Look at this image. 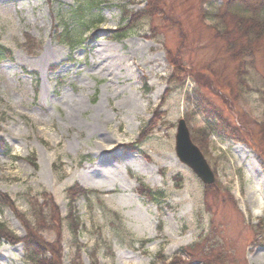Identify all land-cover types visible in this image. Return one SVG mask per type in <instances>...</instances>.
I'll return each instance as SVG.
<instances>
[{
  "label": "rangeland",
  "instance_id": "rangeland-1",
  "mask_svg": "<svg viewBox=\"0 0 264 264\" xmlns=\"http://www.w3.org/2000/svg\"><path fill=\"white\" fill-rule=\"evenodd\" d=\"M226 1L158 0L162 14L137 17L117 39V6L137 15L147 0H93L101 24L80 29L71 51L57 34L73 0H0V45L12 53L0 61V145L10 151L0 148V194L22 217L3 209L0 223L14 237L25 236L23 221L33 223L30 199L42 204L46 193L66 218L67 190L79 186L99 195L74 201L80 233L75 239L64 221L63 264L75 254L82 264L90 256L96 264H264V207L252 215L254 187L264 186V39L249 40L257 53L239 67L244 54L231 40L244 34L211 13ZM236 75L247 92L224 93L223 83L218 90L226 78L237 85ZM208 108L237 130L203 138L210 186L180 163L174 143L184 120L199 145ZM140 183L164 201L143 199ZM40 235L56 242L53 232ZM22 253L21 244L2 243L0 264H28Z\"/></svg>",
  "mask_w": 264,
  "mask_h": 264
},
{
  "label": "trees",
  "instance_id": "trees-1",
  "mask_svg": "<svg viewBox=\"0 0 264 264\" xmlns=\"http://www.w3.org/2000/svg\"><path fill=\"white\" fill-rule=\"evenodd\" d=\"M240 0H227L224 4L219 6L217 9L212 10L211 13H216V17H218L221 22V25L228 26L234 28L236 30L237 28L240 30V32L244 35L237 36L236 38H233L231 41H234L235 47L237 49V54L243 55V57L239 58L242 61H239V67L245 68L248 63L244 62V59H247L248 57H252L257 53L256 48H254V45L250 44V39H256L259 42L264 39V0H246L243 3H239ZM233 3V5H232ZM72 6H70L69 10L66 11L65 18H64V24L60 25L61 32L58 33L57 38L59 39V43L63 44L67 48H69L71 51L76 49L75 47L79 45V41L76 39H79L80 42L82 41V37L78 35V31L80 29H85L88 33L91 30H94V27H97V25H100L101 22H93V15L91 12L93 10L99 11L97 7H94L95 4L93 3V0H73ZM158 0H147V4L145 8L142 10V13H139L137 15H134L131 11H128L126 6H117L121 13V20L120 24L122 25L120 28H118L117 32L114 33L115 37L117 39L124 38L127 36L132 30H134V26L137 24L138 21L137 17L139 19H153L156 15L162 14L164 11L162 9L163 3H159L158 8ZM219 12V13H218ZM218 13V14H217ZM137 19V21H136ZM216 19V18H214ZM230 19V21L225 20ZM93 22V23H92ZM215 25H213L214 27ZM230 32V31H229ZM26 37V42L23 45L24 48H27L28 51H32L34 49L32 39L29 36ZM230 37V36H229ZM247 37V39H246ZM76 43V44H75ZM237 44V47H236ZM230 47V48H233ZM231 53L230 50L227 51V53ZM244 52V53H243ZM229 57L234 56L235 54H228ZM12 58L11 50L7 49L5 46L0 45V61L2 60H9ZM234 61V60H233ZM238 67V68H239ZM251 67V65H250ZM228 68L224 67L223 71L225 72ZM237 77V85H231V82L228 81V79H224L221 81V83H218V90H220L219 85H221L226 90L224 93H232L234 87L236 86V93H242L244 91L247 92V89L244 87L243 83L240 82L242 76L236 75ZM209 82V81H208ZM209 86L210 83H208ZM213 87V86H211ZM245 88V89H244ZM217 91V92H219ZM216 92V93H217ZM221 92H219L220 96L223 97L224 102L228 103L231 102L229 99V95H224ZM208 105H210V102H208ZM214 109V106H212ZM202 108V106H201ZM204 109V108H203ZM216 109V108H215ZM199 110V109H198ZM205 110V109H204ZM200 111V110H199ZM205 116V119L207 120L206 127L201 129V133L198 134V141L196 142L199 144L201 150H204L207 146L206 139H203L206 135L209 134L216 135L219 138V134H224L228 136H232L234 133L237 132L234 127L232 128L231 124H228L226 120L222 119L221 116L219 117L220 113H216L215 110H212L211 108H208L206 111L202 112ZM219 117V119H218ZM262 124V123H261ZM220 125V126H219ZM257 128H260L261 125L256 124ZM146 129H142L141 133L142 135L146 134ZM248 136V132L245 133ZM259 138L261 139L262 136V130L260 128V132H258ZM235 141L238 142H244L243 139L234 137L232 138ZM0 148H5V154L9 155L10 151L6 149V145L3 143L0 145ZM28 159L31 161V165L34 170L37 169V164L35 157L33 155L29 156ZM139 188L141 189L142 193L140 195L143 197V199H147L149 202L153 204H158L160 202L164 201V194L162 191L155 190L152 191L149 188H146L145 185L141 184L139 185ZM67 199L69 202L68 205V217L61 218L60 214L58 213L57 207L55 206L54 202L48 196L46 193H43L41 195L42 197V204L37 203L36 199H30L29 202V212L31 214V217L33 218V223L30 225L23 221L24 224V230H25V236L21 239H17L10 233L1 223H0V245L2 243H8V244H21L22 245V258L23 260L28 264H63V257H62V249L60 247V239H61V227L64 223V221H67L69 224V232L74 235L75 239L78 238V231L80 233V224L78 223V220L76 218V213L74 212L73 203L76 199L84 198L88 199L90 195H99L97 192L92 190H85L81 187H74L67 190ZM51 206L52 209L49 212H45L44 208ZM3 209H9L11 211H14L17 215L20 216L19 212L16 210L14 201H12L7 195L0 194V213ZM22 218V217H21ZM70 218L73 219V221L70 220ZM79 227V228H78ZM53 232L56 237L55 243H48L46 242L42 236L40 235V232ZM146 242L148 241H141V246L144 247L146 245ZM77 248H80L81 246L78 245L77 242L74 243ZM80 252V251H79ZM90 254V253H89ZM88 254V256H90ZM74 260L71 261V264H82L81 257L79 254L74 255ZM91 264H96V261L93 259V257L90 256Z\"/></svg>",
  "mask_w": 264,
  "mask_h": 264
},
{
  "label": "water",
  "instance_id": "water-1",
  "mask_svg": "<svg viewBox=\"0 0 264 264\" xmlns=\"http://www.w3.org/2000/svg\"><path fill=\"white\" fill-rule=\"evenodd\" d=\"M175 154L181 164L188 166L201 183L210 186L215 181L210 166L206 162L202 152L191 141L190 131L186 121L180 120L176 127Z\"/></svg>",
  "mask_w": 264,
  "mask_h": 264
},
{
  "label": "bare ground",
  "instance_id": "bare-ground-1",
  "mask_svg": "<svg viewBox=\"0 0 264 264\" xmlns=\"http://www.w3.org/2000/svg\"><path fill=\"white\" fill-rule=\"evenodd\" d=\"M159 97V92L155 93L154 100L157 101ZM263 189V193L260 192ZM255 195L253 198V208H256L255 211H252L253 216H258L260 214V210L264 207V186L263 185H255L254 190Z\"/></svg>",
  "mask_w": 264,
  "mask_h": 264
}]
</instances>
